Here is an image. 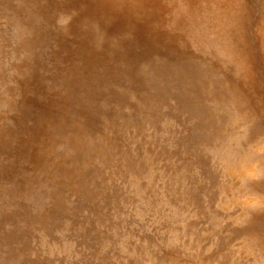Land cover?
I'll list each match as a JSON object with an SVG mask.
<instances>
[{"label":"rangeland","instance_id":"rangeland-1","mask_svg":"<svg viewBox=\"0 0 264 264\" xmlns=\"http://www.w3.org/2000/svg\"><path fill=\"white\" fill-rule=\"evenodd\" d=\"M0 264H264V0H0Z\"/></svg>","mask_w":264,"mask_h":264}]
</instances>
